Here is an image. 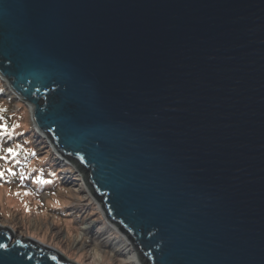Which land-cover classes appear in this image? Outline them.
<instances>
[{"label": "water", "instance_id": "water-1", "mask_svg": "<svg viewBox=\"0 0 264 264\" xmlns=\"http://www.w3.org/2000/svg\"><path fill=\"white\" fill-rule=\"evenodd\" d=\"M0 77L141 264H264V0H0Z\"/></svg>", "mask_w": 264, "mask_h": 264}, {"label": "rangeland", "instance_id": "rangeland-1", "mask_svg": "<svg viewBox=\"0 0 264 264\" xmlns=\"http://www.w3.org/2000/svg\"><path fill=\"white\" fill-rule=\"evenodd\" d=\"M4 88L0 79V225L13 229L14 238L39 240L73 262L96 264L88 261V232L79 236V228L93 222V233L100 231L105 221L97 203L82 188L78 179L82 175L53 153L47 139L33 127L25 103L5 97ZM71 203L77 204L73 215L66 210ZM107 233L111 240L100 243L105 250L114 238L110 230ZM104 260L100 264H113L107 254Z\"/></svg>", "mask_w": 264, "mask_h": 264}, {"label": "bare ground", "instance_id": "bare-ground-1", "mask_svg": "<svg viewBox=\"0 0 264 264\" xmlns=\"http://www.w3.org/2000/svg\"><path fill=\"white\" fill-rule=\"evenodd\" d=\"M0 78L2 79V77H0ZM2 81L6 85V88H4L6 90L5 91V97H7L8 99L13 97L14 99L21 102L20 98L12 91V89L9 87V85H7L3 79H2ZM29 108H30V106H29ZM48 145H49V143H48ZM53 153H55V152L53 151ZM72 168H74V167L72 166ZM74 170L77 173H79L76 168H74ZM75 176H76V173L73 174V177L71 176L72 180H74ZM78 179H79V181L82 182V185H81L82 188L84 187L83 189H85L88 192L90 198H92L90 192L87 190V187L85 185V180L82 181V177L78 178ZM83 189H82V191H84ZM43 195H45V193H43ZM94 225L95 224L93 222L85 223L84 224L85 227L79 228V232H80L79 236L85 235L86 232H88V233L93 232V230L95 228ZM108 228H110V229H108ZM108 230L111 231V234L113 235L114 238H113L112 242L109 244L108 250H105V249H103L104 246H102L100 243L103 244V243H105V241L109 242L111 240L108 237V233H107ZM114 233L117 234V231L109 223H106V224L104 223V225H102L100 231H98V229H97L96 234L94 233L95 235L93 236L94 242H91V243L87 242V244L85 245V246H87V249L90 253V257H89L88 261H93L92 263L100 264L101 262H105L104 257L107 254L109 257V260H111L113 264H141L140 260L138 259L137 252L134 250V248L131 247V245L128 243V241L125 239V237L121 236V234H120V236L118 235V237H117L114 235ZM22 239H25V238H22ZM97 239L99 241H95ZM54 250L57 251L62 257L64 256L65 258H67V256L63 252L57 250L56 248H54ZM88 263H90V262H88Z\"/></svg>", "mask_w": 264, "mask_h": 264}, {"label": "clouds", "instance_id": "clouds-1", "mask_svg": "<svg viewBox=\"0 0 264 264\" xmlns=\"http://www.w3.org/2000/svg\"><path fill=\"white\" fill-rule=\"evenodd\" d=\"M1 79V78H0ZM56 154V153H55ZM65 160V159H64ZM67 161V160H66ZM68 162V161H67ZM69 163V162H68ZM69 165H71V164H69ZM72 166V165H71ZM59 178V179H58ZM57 180H58V182H59V180H60V176L59 177H57ZM60 183H61V180H60ZM45 191H47V189L45 190ZM92 197V196H91ZM92 200H93V198H91ZM67 209V211H70L71 212V214L73 215V212L74 211H72V209H77V204H75V203H71V204H68V206L66 207ZM76 211V210H75ZM75 214H77V212L75 213ZM104 219V218H103ZM104 221H105V219H104ZM105 223H107L106 221H105ZM109 223V222H108ZM110 224V223H109ZM111 225V224H110ZM118 234V233H117ZM119 235V234H118ZM120 236V235H119ZM28 237V236H27ZM47 246H49V245H47ZM52 247V246H51ZM53 248V247H52ZM70 260V259H69ZM73 262V261H72ZM78 263V262H77ZM78 264H80V263H78Z\"/></svg>", "mask_w": 264, "mask_h": 264}, {"label": "built area", "instance_id": "built-area-1", "mask_svg": "<svg viewBox=\"0 0 264 264\" xmlns=\"http://www.w3.org/2000/svg\"><path fill=\"white\" fill-rule=\"evenodd\" d=\"M94 233L96 234V232H94ZM94 233H93V232H90V233H87V234H86V235H87V237H86V238H87V242H90V243H91V242H94V241H93V239H94L93 236L95 235ZM98 234H99V233H98ZM95 241H99V240L97 239V240H95ZM111 242H112V241H111Z\"/></svg>", "mask_w": 264, "mask_h": 264}, {"label": "snow or ice", "instance_id": "snow-or-ice-1", "mask_svg": "<svg viewBox=\"0 0 264 264\" xmlns=\"http://www.w3.org/2000/svg\"><path fill=\"white\" fill-rule=\"evenodd\" d=\"M5 131H6V129H5ZM8 151L11 152V149H9Z\"/></svg>", "mask_w": 264, "mask_h": 264}, {"label": "trees", "instance_id": "trees-1", "mask_svg": "<svg viewBox=\"0 0 264 264\" xmlns=\"http://www.w3.org/2000/svg\"><path fill=\"white\" fill-rule=\"evenodd\" d=\"M49 161H50V157H49ZM59 174V173H58ZM58 177V176H57Z\"/></svg>", "mask_w": 264, "mask_h": 264}]
</instances>
